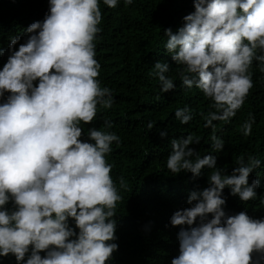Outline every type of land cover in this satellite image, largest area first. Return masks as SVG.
<instances>
[{
    "label": "clouds",
    "instance_id": "obj_1",
    "mask_svg": "<svg viewBox=\"0 0 264 264\" xmlns=\"http://www.w3.org/2000/svg\"><path fill=\"white\" fill-rule=\"evenodd\" d=\"M132 2L124 0L125 7ZM103 3L118 6V0ZM194 8L175 34L165 30V49L179 66L182 85L211 101L204 127L212 129L211 147L220 152L224 141L214 121L228 123L243 107L254 86V61L264 73V0H194ZM101 21L100 0H49L44 20L26 29V43L13 51L20 38H10V55L0 70V97L10 93L0 104V257L12 254L17 264H106L118 250L114 217L123 197L105 157L121 138L105 119L102 130L88 129L91 142L81 139V123L91 124L98 106L110 109L115 102L98 79L93 41ZM169 71L168 63L156 62L151 73L163 93L175 87ZM193 118L188 106L175 110L182 125ZM254 123L249 113L238 131L249 137ZM200 142L195 134L173 139L166 161L173 175L190 172L193 179L204 168L212 170L210 186L191 191V207L171 217V225L180 227L179 255L171 264H259L252 254L264 259V220L246 212L227 215L222 194L228 188L241 202L255 199L259 179L249 184V176L261 160L241 155L226 175L215 156L201 157L190 147ZM119 186H127L123 177ZM10 201L13 211L5 207Z\"/></svg>",
    "mask_w": 264,
    "mask_h": 264
},
{
    "label": "trees",
    "instance_id": "obj_2",
    "mask_svg": "<svg viewBox=\"0 0 264 264\" xmlns=\"http://www.w3.org/2000/svg\"><path fill=\"white\" fill-rule=\"evenodd\" d=\"M100 9L102 21L98 27L102 31L93 41L95 58L101 65L98 79L102 87L112 90L115 102L110 109L98 106L91 124L81 123L84 129L81 139L88 141L90 127L102 130L105 119L112 121L111 131L121 138L119 146L114 142L111 153L105 157L112 165V179L123 197L116 204V239L112 241L119 247L106 264H171L179 255L180 227L171 225V217L177 210L191 207L187 203L191 191L210 186L208 177L212 171L204 168L193 179L190 172L173 175L167 169L171 141L189 134H195L201 141L190 147L201 157L215 156L217 167L224 169L226 175H231L241 155L245 159L254 155L261 160V166L249 176V184L259 179L255 199L241 202L228 188L223 190L222 198L226 199L227 215L246 212L253 219L264 220L261 204L264 200V73L257 62L249 69L254 86L243 107L228 123L214 121L216 135L224 141L223 150L216 152L211 147L212 129L204 127L203 119L211 101L197 88L182 85L179 66L165 49V30L171 29L175 34L184 26V17L195 11L194 0H133L127 7L124 0H118L114 9L100 0ZM48 13L49 0H0V50L4 53L0 55V70L10 55V38H20L13 51L18 50L28 39L26 29L33 22H42ZM156 62L169 64L167 75L175 87L167 93L160 91L158 77L151 74ZM37 85L38 81H34V86ZM9 95L0 97V104ZM185 106L193 110L194 118L182 125L175 119V110ZM249 113L255 116V123L251 136L244 137L238 129ZM150 122L154 123L152 129L148 128ZM161 132L166 133L163 138ZM120 177L124 178L126 188H120ZM5 207L15 210L11 201ZM69 225L78 234L73 220L69 219ZM30 252L31 247L25 260ZM40 255L43 258L46 253ZM252 256L254 261L264 264L260 254ZM0 264H17V261L9 254L0 257Z\"/></svg>",
    "mask_w": 264,
    "mask_h": 264
}]
</instances>
